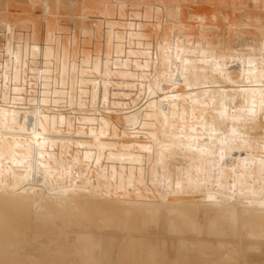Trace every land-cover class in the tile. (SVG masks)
Here are the masks:
<instances>
[{
    "label": "bare ground",
    "instance_id": "6f19581e",
    "mask_svg": "<svg viewBox=\"0 0 264 264\" xmlns=\"http://www.w3.org/2000/svg\"><path fill=\"white\" fill-rule=\"evenodd\" d=\"M108 1L106 7L100 5L103 12L97 11L95 22L78 28L83 39H77L76 29L60 35L62 42L55 33L40 59L30 45L43 33L64 30L63 24L46 18L37 26L28 18L32 12L20 16L22 26H17L20 20L17 25L0 22V74L11 73L18 81L12 87V80L7 79L8 87L0 82V90L4 86L13 93L2 91L0 100V264H264V0H233L245 5L233 12L246 13L249 34L232 38L233 33L224 40L205 30L186 31L183 10L190 0ZM54 5L39 7L48 14L57 11ZM221 9L214 14L230 19ZM102 17L110 24L103 25ZM111 22L127 23L132 30L143 26L165 47L159 49L149 36L150 46L158 48L144 53L139 49L149 42L142 41V47L136 42L145 29L143 34L137 29V37L134 32L135 41L131 30L112 27L115 33L119 29V37L126 34L117 40L119 54L115 42L113 50L108 45L110 52L119 60L127 55L109 66L113 70L106 81H99L92 75L94 65L77 63L88 54L98 57L92 53L101 46L89 50L84 39L98 42L97 27L109 31ZM41 58L42 65L46 58L52 60L49 72L42 73L46 65L44 71L38 66V71L24 72ZM63 58L78 72L73 79L71 69L72 82L66 79L71 71L67 64L65 73L58 69ZM70 59L77 63L73 66ZM22 63L29 67L23 69ZM152 67L156 73L151 76L147 71ZM39 71L45 76L39 77ZM54 73L63 79L59 86ZM232 93L241 104L230 101ZM174 153L181 155L178 160L188 158L193 181H188L187 164L165 167ZM156 173L160 177L153 179ZM150 181L160 183L151 188L155 184ZM257 181L263 184L253 185ZM196 187L197 196L189 191ZM199 195L203 206L195 201ZM95 252L102 261L94 259Z\"/></svg>",
    "mask_w": 264,
    "mask_h": 264
},
{
    "label": "rangeland",
    "instance_id": "374dc122",
    "mask_svg": "<svg viewBox=\"0 0 264 264\" xmlns=\"http://www.w3.org/2000/svg\"><path fill=\"white\" fill-rule=\"evenodd\" d=\"M41 1H45V2H41ZM47 1H51V3H47ZM68 1V4H69V6H68V4L67 3H64L63 1H60V0H0V15H1V17H0V22H1V20H2V23H3V21H5L6 23H9V22H11L10 24H12V23H16V25L19 23V20H20V24L21 25H17V26H22V24H23V20H25V19H23L22 20V17H20V16H26V17H28L29 15L31 16V17H28V18H31L30 20H33V21H35V22H38V24H37V26H42L43 25V23L45 22V20H46V18H49V19H51V20H53L54 18H55V20H57L58 21V24H63V25H61V26H63L64 27V30L62 29L61 31H62V33H61V31H52V32H50V33H48V35H47V33H43L44 35H45V37L44 36H42V37H39L38 38V43H36V44H33V45H30V48L31 49H33V46L34 47H36L37 49H36V54H38V55H36V58L38 57V56H45L44 55V53H45V50H46V48L48 47V45L49 46H51V43H49L48 44V42H50V41H48L49 40V36H53V35H55V33H56V39L57 40H59V41H63V40H61V39H59V37H60V35H64V36H66V34H67V36H68V34L69 33H71V32H73V30L75 31V29H76V31H75V33L76 32H78V33H76L77 35V39H79L80 40V38L81 39H83L82 37H85V35L81 32H79L80 31V29H78V28H87L88 27V25H90V24H92V22H90V21H94L95 22V19L94 20H92L93 18H95V16H96V14H97V16L98 15H100V14H102V9H99V7H100V5H103V7H106V5H105V3L107 2V3H109V1L107 0H67ZM214 1V2H213ZM224 1V2H223ZM244 1H246V0H244ZM11 2L13 3V4H11ZM103 2V3H102ZM233 2V0H190V1H188V2H186L185 4H184V10H183V15L184 16H186V17H183L182 18V20H184L183 21V25L184 26H186L185 28H186V31H188L187 29H189V33L190 32H192L191 34H196V33H201V31H204L205 32V34L207 33V36H213L214 34L217 36V38H219V36H220V38H223V40H224V37H225V35H233V33H234V35H233V37L232 38H234L235 36H239V35H241V34H243L245 31V34L246 35H248L249 33H248V28H245L246 26H245V24L247 23V22H245V20H246V13L244 14L242 11L240 12L239 10H241L240 9V7L241 8H243V6H245L244 4L243 5H241L240 3H237V4H239V5H237V6H239V7H237L236 5H234V3H235V1H234V3H232ZM239 2V1H238ZM2 3V4H1ZM7 3H8V6H7ZM10 3V4H9ZM41 3H43V4H41ZM44 3H46V4H51L52 5V3L53 4H55L54 6L57 8V11L56 10H52L50 13H54V14H50V13H46V12H44V11H42V8L41 7H39V5H44ZM155 4L157 3V2H154ZM208 3V4H207ZM218 3V4H217ZM16 6H15V5ZM18 4H20L19 6H18ZM2 5V6H1ZM11 5H13L14 6V8H13V6H11ZM67 5V6H66ZM231 5V6H230ZM241 5V6H240ZM6 7L5 9H4V7ZM27 6V7H26ZM108 6H113L112 8H114V6L115 5H113V4H110V5H108ZM12 7V8H11ZM95 7V8H94ZM102 7V8H103ZM221 7H223V10L225 11V13H227V14H230V16H231V18L230 19H225L224 18V20H223V15H219L218 17L214 14V11H216V12H220L222 9H221ZM33 8H34V10H33ZM216 10H215V9ZM229 9V11H228V9ZM233 8H238L239 10L238 11H236V13H234L233 12ZM2 9H3V12H2ZM9 9V10H8ZM11 9V10H10ZM15 10L14 12H13V10ZM8 10V11H7ZM32 10V11H31ZM68 10V11H67ZM103 10H105V8H103ZM110 10V8H107V11L106 12H108ZM5 11V12H4ZM16 11L19 13H16ZM24 11V12H23ZM35 11V12H34ZM39 11V12H38ZM97 11H99L100 12V14H99V12H97ZM102 11V12H101ZM231 11V12H230ZM12 12V13H11ZM32 12V13H31ZM44 12V13H43ZM106 12H105V14H106ZM110 12V11H109ZM122 12V11H121ZM240 12V13H239ZM255 12L258 14V13H260V10L259 9H256L255 10ZM2 13V14H1ZM7 13H9V14H7ZM28 13H31V14H29L28 15ZM36 13V14H35ZM39 13V14H38ZM43 13V14H42ZM93 13L95 14V15H93ZM11 14H12V16H11ZM13 14H15V15H13ZM16 14H18L17 16H19L18 18H16L17 16H16ZM21 14V15H20ZM45 14H46V16H45ZM104 14V15H105ZM6 15V17L4 18V16ZM8 15H10L11 17H13V18H10V16L8 17ZM37 15V16H36ZM103 15V16H104ZM106 15H108V16H110L111 15V13H109V14H106ZM105 15V16H106ZM132 14H130V16H131ZM141 16H142V13L140 14ZM138 16L137 18H138V20L137 21H139L140 23H142L141 22V20H143L142 19V17L141 16ZM243 15V16H242ZM3 16V17H2ZM32 16L35 18H32ZM41 16H42V19H41ZM55 16V17H54ZM104 16V17H105ZM107 16V17H108ZM129 16V15H128ZM133 16V15H132ZM215 16V17H214ZM45 17V18H44ZM91 17V18H90ZM101 17V16H100ZM106 17V19H108ZM217 17V18H216ZM24 18V17H23ZM41 20H40V19ZM44 18V19H43ZM103 18V17H102ZM101 18V19H102ZM110 18V17H109ZM136 18V19H137ZM221 18V20H223V21H219L218 19H220ZM257 19L259 18V17H256ZM18 19V20H17ZM27 19V18H26ZM38 21H37V20ZM88 20V22H87V20ZM104 19V18H103ZM136 19H134V20H136ZM215 19V20H214ZM7 20H8V22H7ZM13 20V21H12ZM22 20V21H21ZM86 20V21H85ZM109 20V19H108ZM134 20L132 21V22H134ZM199 20V21H198ZM218 21V23H215V22H217ZM16 21V22H15ZM102 21V20H101ZM104 21H105V19H104ZM3 23V24H6V23ZM93 22V23H94ZM106 22V21H105ZM105 22H103L102 21V23H104L103 25H105L106 26V24H110V23H105ZM145 22V27L147 26V28L149 27L148 25H150V23L149 22H147V21H144ZM143 22V23H144ZM223 22V23H222ZM117 23V22H116ZM112 24V22H111V25H113V26H111L110 27V25H108V30L109 31H107V30H105V27H103L102 28V26H100V28L101 29H99V27H97L98 28V36L100 37V39H101V37L102 36H104V35H107L109 38H110V32H113L112 30H110L112 27H115V29H116V27H118L117 25L119 24ZM146 23H148V24H146ZM222 23V24H221ZM83 24V25H82ZM122 24H123V26H122ZM120 26H119V28L120 27H124L126 30L128 29V27L126 26V25H128L127 23H122ZM132 24V23H131ZM135 25L137 24V23H134ZM139 24V23H138ZM82 25V26H81ZM125 25V26H124ZM134 25V26H135ZM143 25V24H142ZM242 25V26H241ZM133 26V24L131 25V27ZM137 26H139V27H136L135 29H133L132 30V28L131 27H129V28H131V29H128V30H131V33L132 34H134V40H135V33L134 32H136L137 31V29H139L140 31H141V33L144 31V33H145V31L147 30V28H143V26H140V25H137ZM244 26V27H243ZM62 27V28H63ZM152 27H154V26H152ZM237 27H239L238 29H237ZM97 28H95L96 30L95 31H97ZM123 28V29H124ZM211 28H213V30H216V33L214 32H212L211 33V31H212V29ZM245 28V29H244ZM107 29V28H106ZM113 29V28H112ZM114 29V30H115ZM142 29H145V30H143L142 31ZM151 29H153V28H151ZM150 28H149V32H150V30H151ZM208 29H210L211 31H210V33L208 32ZM236 29V30H235ZM240 29V30H239ZM244 29V30H243ZM104 30L105 31H107V32H104ZM119 30V29H118ZM118 30H116V33H118ZM128 30H127V33H128ZM139 30L137 31L138 33H137V35H136V37L138 36V34H139ZM192 30V31H191ZM227 30V31H226ZM231 30V31H230ZM239 32H238V31ZM64 31V32H63ZM70 31V32H69ZM102 31V32H101ZM133 31V32H132ZM250 31V30H249ZM57 32H60V33H57ZM87 34H88V32H86ZM114 33V34H113ZM112 34H111V37H112V39H113V35H115L116 33H115V31L113 32ZM131 33H129V34H131ZM228 33V34H227ZM230 33V34H229ZM237 35H236V34ZM42 34V35H43ZM119 34V33H118ZM126 34V33H125ZM125 34H122V36L123 35H125ZM143 34V33H142ZM209 34V35H208ZM70 35V34H69ZM121 35V34H120ZM146 36V40H147V38L149 37L150 39H152L151 40V42L153 41V43L154 42H156V38H158V36L156 37L155 35V39H153L152 37H153V34H151V32H150V35H149V33L147 32V33H145V34H143V35H141V34H139V40L136 42L137 44H138V46L139 45H141V47H142V45H143V43L144 44H147L149 41H150V39H148L147 40V42H146V40H145V37L143 38V37H141L140 38V36ZM200 35V34H199ZM64 36H63V39L65 40V39H67V37H65L64 38ZM122 36H120V37H122ZM126 36H128V34L126 35ZM152 36V37H151ZM224 36V37H223ZM70 37V36H69ZM115 37V36H114ZM118 37V38H117ZM117 34H116V37L114 38V40H112L111 38L109 39V38H107L106 39V41L104 42V40L105 39H102V41H100V39H98V42L96 41V40H94V41H96V42H93L91 39L89 40V38H85L84 39V42L86 43V45L88 46V49L90 50L91 48V50H94V49H96V48H98L99 46L98 45H100L101 46V48H98L99 49V51H96V52H93L92 54H98L97 56L98 57H96L97 59L98 58H100V59H96L95 58V56H89V54H88V56H86V58H83V60L81 59L80 60V62H78L77 63V61H79V58H77L76 56L73 58V60H75L76 58H77V61H75V63H73L72 61H71V59H70V64H72L73 63V66H74V64H82L83 66H84V64H86V63H88V64H90V67L92 66V65H94L92 68H93V70H94V67H95V71H96V73L94 74V73H92L93 71L90 69V68H88V64H87V67L86 68H88V70L90 69L91 70V73H92V75L95 77V79L96 80H99L98 79V77L100 78V80L102 79V81L104 80V81H106L107 79V77H109V70H113L112 69V67H109V66H111V65H113V63H115V64H117V61H121V60H124V59H122V58H125L126 57V52H125V56H121L122 58H121V60H119V58H120V56L119 57H117L116 55H115V53L116 52H118V54H119V51L120 50H118L119 48H120V45H118L117 43H119V41L117 42V40L118 39H121ZM1 38H2V36H1ZM0 38V40H3V39H1ZM125 39H126V37H124ZM143 38V39H142ZM160 38V37H159ZM123 39V38H122ZM120 40V41H123V40ZM124 39V40H125ZM111 40V41H110ZM155 40V41H154ZM219 40H222V39H219ZM100 41V42H99ZM136 41V40H135ZM142 41H143V43H142ZM115 42V43H114ZM151 42H149L147 45H145V46H143V47H145V48H143L142 47V49H139V50H142L143 51V49H144V53L145 52H147V50H148V48L149 47H152L151 48V51H152V49L155 47V45H156V47L158 46V44H160V40L158 41L157 40V42L156 43H158V44H156L155 43V45H151L150 46V44H151ZM84 43V44H85ZM112 43H114V45H118L119 47L117 48V46H113V44ZM53 44V43H52ZM110 44V46L112 45L113 46V48H112V50L114 49V48H117V49H114V51H115V53L113 54V53H111V52H114V51H112L111 50V52H110V47L108 46ZM105 45V46H104ZM79 45H77L76 47H78ZM147 46V47H146ZM160 46H162V43L159 45V49H163L165 46L163 45V48H160ZM90 47V48H89ZM94 47V48H93ZM109 47V48H108ZM140 48V47H139ZM147 48V50H145ZM158 48V47H157ZM35 49V48H34ZM44 49V50H43ZM137 49V48H136ZM150 49V48H149ZM42 50L44 51V52H42ZM97 50V49H96ZM101 50V51H100ZM117 50V51H116ZM138 50V49H137ZM138 50V51H139ZM154 50H156V48L155 49H153V51H152V53L154 52ZM122 52H123V48H122V50H121ZM164 50H162L160 53L161 54H164V52H163ZM39 52V53H38ZM63 52H65V51H63ZM98 52V53H97ZM141 52V51H140ZM150 52V50H148V52L147 53H149ZM89 53H91V52H89ZM99 53L100 54H102L101 55V57L99 56ZM156 53V52H155ZM159 53V54H160ZM77 54H78V51H77ZM35 55L33 56L34 57V59H35ZM91 55V54H90ZM111 55V56H110ZM113 55V56H112ZM122 55H124L123 53H122ZM84 56V57H85ZM112 57V58H111ZM13 58V57H12ZM17 58V57H16ZM39 58V57H38ZM37 58V59H38ZM21 58H17L16 60L18 61V60H20ZM34 59H32L31 61H29L28 63H31V62H34ZM40 59V58H39ZM49 59V58H48ZM90 59H94L93 61L91 60V63H90ZM13 60H15L14 58H13ZM12 60V61H13ZM42 60H44L43 58H41V60L40 61H38V64L36 63L35 64V62L37 61H35L33 64H31V66L29 67V64H24V66H28V67H24L23 66V63L21 64L22 65V68L23 69H25V68H28V70L27 69H25V71L24 72H26V71H29L30 69H32V71H35V67L37 68L36 69V71H38V66L40 67V69L42 70V71H44V69H42V68H45L46 66H48V67H46L45 69V71L46 72H42V71H39L40 72V75H39V73L38 72H36L38 75H39V77H43V76H45V74L47 73V72H49L50 71V69H52V65H50V64H53V62H49V61H52L51 59L50 60H48V61H46L47 60V58H46V62H49L48 63V65L46 64V62L44 61V64L46 65H42L41 64V62H43ZM66 60H69V59H66ZM66 60L63 58V59H61V61H60V63L62 62V61H65V62H63L61 65H60V68H58L59 70L61 69L62 70V72H64L65 73V70H66V68H68V63L66 62ZM95 60H96V62L97 61H100V62H97L98 64H94L95 63ZM11 61V62H12ZM21 61V60H20ZM19 61V62H20ZM82 61V62H81ZM116 61V62H115ZM19 62H16V65L18 66V65H20V63ZM85 62V63H84ZM41 64V66H40V64ZM59 63V64H60ZM161 63V62H160ZM164 63V62H163ZM15 64V62L13 63V65ZM66 64L68 65V66H66ZM92 64V65H91ZM114 64V65H115ZM165 65V64H164ZM163 65V66H164ZM15 66V65H14ZM13 66V67H14ZM45 66V67H44ZM62 66H65L64 68H65V70H64V68L62 67ZM162 65H160V69H163L162 67H163ZM76 67H77V69H78V71H80V67H79V65H76ZM82 67V66H81ZM18 69L20 68L21 69V67H17ZM49 68V69H48ZM109 68V69H108ZM151 68V67H150ZM150 68H148L149 70L147 71V72H149V74H151V73H153V74H151V76L152 75H154V73H156L155 72V68L154 67H152L153 68V71H152V69H150ZM157 68V70L159 69L158 67H156ZM13 69V68H12ZM14 69H16V68H14ZM39 69V70H40ZM57 69V70H58ZM71 69H73L74 70V72L71 70ZM48 70V71H47ZM64 70V71H63ZM69 70H71L70 72H69ZM69 70H68V72L70 73H68V72H66V73H68L67 74V76L66 77H68V78H66L67 80H72L71 78H73L74 79V75L76 74V73H78L77 72V70L75 69V66L72 68L71 66H69ZM10 70H8V72H9ZM13 71V70H12ZM17 71H19V70H17ZM32 71H29L30 73L32 72ZM82 71V70H81ZM98 71V72H97ZM1 72H3V71H1ZM15 72V71H14ZM22 72H23V70H22ZM22 72L21 73H19L20 74V76L22 75ZM23 72V73H24ZM41 72L42 73H45L44 75L42 74V76H41ZM71 72H73L72 73V76H71ZM13 73V72H12ZM75 73V74H74ZM90 73V72H89ZM90 73V74H91ZM100 73V74H99ZM157 73H159V72H157ZM11 74V73H10ZM10 74H4L3 73V75L2 74H0L1 76H0V79L1 78H3L2 80H0V82L2 81V84L3 85H9V83H10V81H9V83H8V80H12V83H11V87L12 86H15V85H13V84H15L16 82H18V81H14L16 78H17V76H16V78L14 77V76H12V75H10ZM27 73H24L23 75H26ZM110 74H112V73H110ZM14 75V74H13ZM16 75V74H15ZM29 75V74H28ZM27 75V76H28ZM53 75V74H52ZM56 74L54 73V76H51V77H53V78H55L56 80H55V82L57 81V79H59L56 83L58 84V86L60 85V83H63V81H61V80H63V79H61V77L60 76H58V78L55 76ZM77 75V74H76ZM96 75H98V76H96ZM70 76H71V78H70ZM111 77V79L113 78L112 77V75H110ZM155 76H156V74H155ZM155 76H154V78L153 79H155ZM161 75L159 74V77H160ZM167 76H170V75H167ZM165 78H166V76H164ZM163 76H162V78H164ZM171 78H172V76H170ZM13 78H15V79H13ZM23 78H25L24 76H22V80H24ZM70 78V79H69ZM156 78H158V77H156ZM170 78V79H171ZM8 79V80H7ZM26 79H28L27 77L25 78V80ZM106 79V80H105ZM109 79V78H108ZM170 79H167L166 81H169ZM173 79V78H172ZM18 80H21V78H19ZM99 80V81H100ZM69 81V82H70ZM171 81V80H170ZM14 82V83H13ZM72 82V81H71ZM56 84V85H57ZM67 84H69V83H66V85ZM154 83H151V86L153 85ZM66 85H64V86H66ZM10 86V85H9ZM6 87H8V86H6ZM154 87V86H153ZM157 87V86H156ZM100 88V87H99ZM8 89V90H7ZM10 88H4V86L2 87V89L0 90V100L3 98V95H5L6 93L8 94V92L10 93V94H13L12 93V91H10L9 90ZM152 89V88H151ZM155 89H153V91H154ZM2 91H4V93H3V95H2ZM141 92H142V90H140ZM137 92L138 94H141V92ZM151 91V90H150ZM96 92V91H95ZM183 95V94H182ZM230 101L233 103V104H241L242 103V101H241V99L240 98H238L237 97V95L235 94V93H232L231 95H230ZM152 104V102L150 101V102H148L147 103V105H151ZM175 155V157H174V160L171 162V161H169V163L168 162H166L167 164L165 165V167L166 168H168V167H171V166H173V165H171V166H169V164H173V162H175L174 163V167H175V165L177 166V165H179L180 163V166H178V167H184L185 168V164H187V169H186V174H188V176L190 177V179L188 180L189 182H191V181H193L192 179L195 177V175H193V172H190V166L188 167V165H189V161L187 160L188 158L187 157H184V156H182V158L184 157V159H182V158H180V160H178L179 159V157H181V155H177V154H173L172 155V158H173V156ZM185 158H186V160H185ZM172 160V159H171ZM176 160H178V162L176 161ZM186 161H188V162H186ZM184 162V165L182 166V163ZM184 168H182V170H183V172H185L184 170ZM181 170V171H182ZM182 172V173H183ZM189 172V173H188ZM264 172V171H263ZM190 173H192V175L190 174ZM152 176V175H151ZM156 176H157V178L158 177H160V175H157V173L156 174H154V177H152L153 179H157L156 178ZM193 176V177H192ZM257 176V175H256ZM255 176V177H256ZM254 176H250V178L249 179H252V178H254V179H257V178H255ZM263 177V176H262ZM35 180V177H33V178H29V180ZM149 179H151L150 177H149ZM30 180V182L29 183H31L32 181ZM262 180H264V177H263V179ZM163 181V180H162ZM260 181V180H259ZM259 181H257V182H253L252 184L253 185H255L256 183H260V184H263V181H261V182H259ZM36 182V181H35ZM154 182V181H153ZM153 182H151L150 181V184H152ZM158 181H156V182H154V184L155 183H157ZM160 182H161V180H160ZM159 182V183H160ZM159 183H157V185L159 184ZM163 183V182H162ZM149 184V185H150ZM153 185V184H152ZM156 184L155 185H153V186H151V188H153V187H156L157 186ZM253 185H249L248 184V189H249V186H251V188H252V186ZM29 186V185H28ZM32 186V185H31ZM261 186V185H260ZM126 187V186H125ZM124 187V188H125ZM150 187V186H149ZM257 187V186H256ZM121 188H123V187H121ZM254 188V187H253ZM258 188V190L260 189L259 188V186L257 187ZM256 188V189H257ZM149 189V188H148ZM122 190V189H121ZM191 190H194L195 191V193L199 190L198 189V187H196V190H195V188L194 189H190L189 191L190 192H192ZM255 190V189H254ZM143 191V190H142ZM194 191L192 192V195H193V193H194ZM251 190H249V192H250ZM145 192H147V190L145 191ZM148 192H149V190H148ZM188 192V191H187ZM186 192V193H187ZM218 192V191H217ZM252 192V191H251ZM253 192H255L256 193V191H253ZM252 192V193H253ZM189 193V192H188ZM194 193V194H195ZM190 195H191V193H189ZM197 194L198 193H196L195 195L197 196ZM200 197H202V196H200L199 195V198ZM219 197H221V198H219ZM222 195H219L218 196V198L220 199V201H222V200H224V199H222ZM139 198V197H138ZM149 198V197H148ZM199 198H197L196 197V203L198 202L199 204H200V202H201V200H204V198L202 197L201 199H199ZM195 198H193V200H194ZM197 199L198 200H200V201H197ZM216 199V198H215ZM218 199V200H219ZM222 199V200H221ZM134 200V202L136 201V199H133ZM145 201H147V200H144V202ZM148 201H149V199H148ZM147 201V202H148ZM213 201H214V199H213ZM216 201H217V199H216ZM131 202H132V199H131ZM140 202V201H139ZM141 202H142V200H141ZM138 203V205H139V207L140 206H142L143 204L142 203ZM147 202H145L144 204H147ZM151 202V201H150ZM133 203V202H132ZM204 203V202H203ZM149 204V203H148ZM147 204V205H148ZM205 204V203H204ZM210 204V203H209ZM137 204L135 205V207H137L138 206ZM146 205V206H147ZM151 205V204H150ZM149 205V206H150ZM197 206H198V204H197ZM200 206H203V204H202V202H201V204H200ZM138 207V208H139ZM145 207V206H144ZM135 241V240H134ZM102 254H104L103 256L107 259L108 258V256H109V254H110V251L108 250V252H107V250L106 251H103L102 252ZM101 255V253H97V252H95L94 254H93V257H94V259L96 260V261H98V262H100V261H102V255ZM100 257H101V259H100ZM129 261H131V258H129ZM133 261V260H132ZM132 263V262H131Z\"/></svg>",
    "mask_w": 264,
    "mask_h": 264
}]
</instances>
